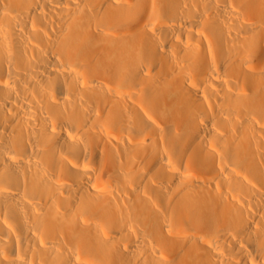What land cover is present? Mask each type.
Masks as SVG:
<instances>
[{
  "label": "bare ground",
  "instance_id": "bare-ground-1",
  "mask_svg": "<svg viewBox=\"0 0 264 264\" xmlns=\"http://www.w3.org/2000/svg\"><path fill=\"white\" fill-rule=\"evenodd\" d=\"M0 264H264V0H0Z\"/></svg>",
  "mask_w": 264,
  "mask_h": 264
}]
</instances>
